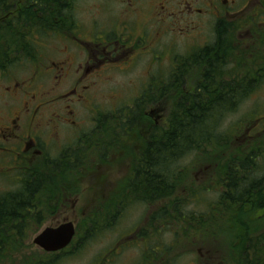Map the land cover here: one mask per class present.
Instances as JSON below:
<instances>
[{
	"label": "trees",
	"instance_id": "trees-1",
	"mask_svg": "<svg viewBox=\"0 0 264 264\" xmlns=\"http://www.w3.org/2000/svg\"><path fill=\"white\" fill-rule=\"evenodd\" d=\"M78 1L0 0V71L30 61L35 44L43 39L78 37ZM225 22L215 23L213 43L179 57L168 78L153 81L132 105L99 112L94 129L81 135L72 148L28 169L18 189L0 194V264H60L62 259L55 254L27 256L23 242L28 233L62 213V204L85 200V179L97 181L100 174L101 201L91 200L94 204L88 203L86 215H75H81L75 244L83 246L74 254L83 252L88 240L111 235L130 207L142 204L150 212L148 227L138 235L149 243L142 248L143 264H159L163 259L161 264H264V169L260 167L264 139L232 150L231 133L220 131L227 116L264 86V30L258 40L257 19L227 26ZM243 28H250L251 46L239 40ZM196 77L198 84L187 88L190 78ZM163 99L172 105L160 122L155 113ZM116 156L117 165L110 170L127 176L102 194L104 187L111 186L109 175L101 170ZM192 156L195 159L184 170L183 160ZM203 169L210 176L200 185L195 174ZM205 199L206 211L199 212V202ZM218 217H224L225 231L213 234L214 242H225L226 247L215 251L202 228ZM198 242L207 244L206 259L201 255L200 262H192L187 255L167 261L172 249L196 247ZM156 249L163 252L161 260L149 258ZM115 251L107 248L96 263L113 264ZM221 253L224 258L214 262Z\"/></svg>",
	"mask_w": 264,
	"mask_h": 264
},
{
	"label": "rangeland",
	"instance_id": "rangeland-1",
	"mask_svg": "<svg viewBox=\"0 0 264 264\" xmlns=\"http://www.w3.org/2000/svg\"><path fill=\"white\" fill-rule=\"evenodd\" d=\"M243 1L244 0H241L239 4V7L241 8L240 12L242 14L245 12L244 16L249 14L248 17L255 15L253 9H256V0H253L254 4L252 6L245 5ZM153 6L154 3L150 0L144 2L143 5L135 0H80L76 7V17L80 24V32L77 34V39L81 40L80 43L75 42L74 38L76 36H72L73 38L63 35L48 37L35 44V54H31L32 58L30 57V61H22L19 65L11 68L10 71L18 79L32 77V75L39 71V69L36 68L37 66L40 68V65L52 66V62H61L64 56V54L61 55V53L65 46L70 47V54L77 58V64L83 63L89 52L86 42L95 41L100 36L109 35L111 38H114L112 40H119L130 44L133 43V47L137 50L132 52V49H129V56L125 57V60L114 62L109 68L102 66L96 71L97 76L101 69L107 68L105 69L103 76L102 71L98 74L99 76H102V83L99 81V76L96 77L92 93L86 94V97L89 98L86 103L87 109L83 107L85 106V102L81 101V104L79 105L80 111L84 116V128L76 134L90 132L95 127L94 118L97 116V113L101 111H113L116 110L117 107H122L123 105H132L142 94L139 90L146 87L151 82L150 79L145 82L148 64L152 57L150 55L151 53L155 54V56H160L161 62L159 63L162 67L161 69L159 68V63L155 65L153 67L152 77H156L155 72L164 70V75L167 78L172 73V70L175 67V59L177 60L178 56L186 55L197 48H203L215 41V23L218 20L213 16H205L202 14L198 15L197 18L191 21L180 19L175 21L168 20L166 23L160 22L164 25L161 30L162 34L157 42L151 44L153 46V51H151L149 44H146L147 39L143 33L147 30L146 26L150 27V33L153 29H156L159 26L158 24H160L156 18H152L150 15ZM201 9L204 8L201 7ZM249 29L250 28L242 30L241 39L242 36H248ZM261 29L264 30V24L261 25ZM247 44L251 46V42H248ZM248 45H245V47L247 48ZM127 58H129V61H134L131 64H125L124 62H126ZM54 77L55 76L43 75L42 78L43 80H56ZM198 82L199 80L197 77L196 79L190 78L189 83H186V86L187 88L195 87ZM83 92L84 88L82 87L81 94ZM163 102H165V104L162 109H160L163 111V114L161 113L159 116H165L166 118L171 109L172 101L164 99ZM94 106L96 107L94 108ZM251 127H253L256 132L254 130L251 132ZM220 131L224 135L231 133L230 136L233 137V142L231 143L230 148L232 150L241 149L244 148V146L247 147L249 142H255V139H258V141L264 139V86L259 91L255 92L247 102L241 104L232 115L227 116ZM67 141L68 140H64V144L67 145ZM59 143L60 142L55 144V150L51 153L54 154L53 158H57L61 155V152L58 151L60 147ZM73 144L74 143H72V145ZM115 150L120 149L117 148ZM193 159H195L194 156L187 157L183 160L184 170L192 164ZM111 162V165H106L107 167L104 170H101V173L109 175V183L111 187H104L102 191V194L106 195L109 190L124 179V176H127L124 171L113 173V171L110 170L111 166L117 165V156L114 157ZM3 164V162H0V166H3ZM262 164L263 166L260 167L263 170L264 162ZM124 165L126 166L127 164L125 163ZM104 171L107 172L104 173ZM211 173L212 175L215 173L214 169H212ZM209 176L210 174H208L207 169L200 170L195 174L200 185L206 183ZM23 177L24 174L21 175V178ZM93 178L94 177L87 180L85 179L83 183V193L87 192L83 196L85 200L77 202L76 214L81 212L86 215L90 207L88 203H90V205L94 204L91 200L101 201L100 199L102 197H97V188L99 186L98 183L100 180H103V177L101 174L98 175L97 181H93ZM16 186L17 183H15L13 175L3 174L0 176V194L12 191L17 188ZM182 196L186 197V194H183ZM216 196L217 195L215 194V197ZM209 200L211 201V198H209ZM206 206V199L202 200L199 202L198 211L205 212ZM148 211L149 209L142 204L132 205L122 218L118 229L111 232V235L105 236L104 238L98 236L97 238L95 237L94 239L88 240L85 242V245H87L86 249L78 254H74V250L77 248L78 251V247L83 245L81 244L79 246V244H75L74 242L65 253L58 254L57 258L62 259L60 264H97L95 260L98 256L104 255V250L107 248H113L116 240L132 234L135 230H141L144 228L150 213H148ZM74 215L75 213L72 214V212L69 211L68 213L59 212L54 218L46 221L38 230L33 231L30 235L28 233L27 240L23 242L24 247L22 250L25 251L27 256L36 253H43L40 249L34 246V239L48 227H57L67 220L76 221L75 218L72 217ZM79 217L81 219V215ZM223 220L224 217H218L216 220L211 221L208 227L202 228V232L208 235L215 251H220L226 247L222 237L218 236V239L224 243H218L216 240L214 242L215 237L213 236V234L224 233L225 227L222 225ZM147 227L148 226H145V228ZM127 240L128 238L125 239V241ZM198 243L199 244H196V247L186 245L185 249H172V251L166 255L167 261L177 262L178 259L180 260V258L187 255H189L192 262H200L201 255L206 259L207 244L205 242ZM125 246L126 245L119 246L125 249L120 255L114 258L113 264H143L142 260L139 258L142 254V248L149 247L148 241H143L142 243H139V245L132 242L126 247ZM119 247L118 250H120ZM198 250H200V253L197 252ZM148 252L149 249L147 250V253ZM162 256L163 252L160 249H156L152 257L149 258L161 260ZM222 256L223 253H221L219 258H216L214 262H218L221 258H224ZM183 262L184 261H181L178 264H183Z\"/></svg>",
	"mask_w": 264,
	"mask_h": 264
},
{
	"label": "flooded vegetation",
	"instance_id": "flooded-vegetation-1",
	"mask_svg": "<svg viewBox=\"0 0 264 264\" xmlns=\"http://www.w3.org/2000/svg\"><path fill=\"white\" fill-rule=\"evenodd\" d=\"M135 1L143 5L147 0ZM150 1L154 3L150 15L156 18L158 23L180 19L191 21L203 14L213 16L217 20L225 19L227 26L245 14L240 12L241 0ZM243 2L250 6L254 4L253 0ZM253 11L258 18L259 40L261 25L264 24V0H256V9ZM158 25L150 33V27L146 26L147 30L143 33L151 51V44L160 39L164 27L161 23ZM112 39L114 38L108 35L86 42L89 52L83 63L77 64V58L70 54V47L65 46L61 53L64 54L61 62H52V66H40L39 71L32 77L18 79L10 69L0 71V162L4 163L0 166V176L13 175L18 184L22 180L21 175L28 169L38 166L40 162L48 163L53 158L54 154L51 153L55 150L56 143L60 142L58 151L63 154L78 141L82 133H76L84 128V116L79 105L83 101V107H87L89 98L86 94L92 93L95 78L101 71L103 76L106 68L101 69L97 76L96 71L102 66L108 68L114 62L125 60V57L129 56L128 50L133 47L128 42ZM134 51L135 49L132 50ZM157 58L161 62L160 57ZM124 63L128 64L129 58ZM150 72L149 69L148 73ZM43 75L55 76L56 80H43ZM102 76H99V80ZM82 87L84 92L81 94ZM64 140H68L67 145ZM61 206L67 209L69 203ZM132 239V236L128 237L131 241L127 240V243L133 242ZM125 243L126 241L122 245H126ZM119 246L121 244L117 245V255H120Z\"/></svg>",
	"mask_w": 264,
	"mask_h": 264
},
{
	"label": "water",
	"instance_id": "water-1",
	"mask_svg": "<svg viewBox=\"0 0 264 264\" xmlns=\"http://www.w3.org/2000/svg\"><path fill=\"white\" fill-rule=\"evenodd\" d=\"M76 235L73 222H65L58 227L46 228L34 240V244L47 253H55L66 249Z\"/></svg>",
	"mask_w": 264,
	"mask_h": 264
}]
</instances>
